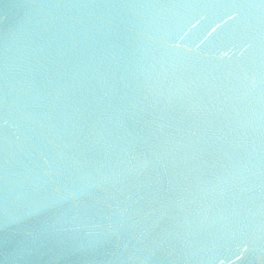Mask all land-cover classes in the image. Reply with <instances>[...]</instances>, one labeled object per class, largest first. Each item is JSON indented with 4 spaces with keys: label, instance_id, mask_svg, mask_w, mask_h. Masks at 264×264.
Listing matches in <instances>:
<instances>
[{
    "label": "water",
    "instance_id": "water-1",
    "mask_svg": "<svg viewBox=\"0 0 264 264\" xmlns=\"http://www.w3.org/2000/svg\"><path fill=\"white\" fill-rule=\"evenodd\" d=\"M0 264H264V0H0Z\"/></svg>",
    "mask_w": 264,
    "mask_h": 264
}]
</instances>
